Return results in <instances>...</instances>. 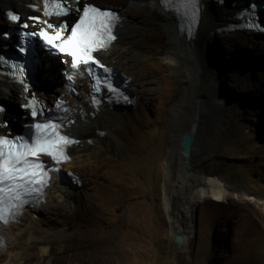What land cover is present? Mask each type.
<instances>
[{"label":"bare ground","instance_id":"obj_1","mask_svg":"<svg viewBox=\"0 0 264 264\" xmlns=\"http://www.w3.org/2000/svg\"><path fill=\"white\" fill-rule=\"evenodd\" d=\"M143 1L145 0H125L120 6L124 9L121 11L124 16L130 15L135 11V7L139 6L141 9L139 10L141 12L140 16L145 21L144 31L139 35L135 34L133 24L126 19H122L120 26L116 30L117 41H115L111 49L101 52L97 56L105 66L113 67L116 72L122 73L123 83L119 88L115 89L116 94L105 92L99 98H95L94 101L89 95L85 83L81 81L82 86L79 89V96L69 99L68 105H70V108L65 116L66 121H71L68 127V134L80 140V143L71 148V162L60 166L59 173L55 176L54 184L50 189L46 190V199L43 200L41 205L29 210L20 221L14 223L5 231L8 237L7 249L5 253L0 252V259L2 256L7 258L4 264H46V260L54 250L53 246L59 241H53L48 232L45 236H40L39 232L34 228L32 233L26 235L28 240L19 245V243L11 240L12 237H10L9 233L15 228H19L25 220L33 226L38 224L49 226L51 220L43 222L42 217L45 212L47 214L45 208L49 206L48 203L51 201V199L49 200L51 192L54 191L58 199L63 198V195H69L70 199L75 203L72 217L83 216V200L80 186L82 187L85 184V179L80 173L77 174L70 170L73 181L65 177L66 174L63 170L64 168L70 169L73 167L77 152L87 153L85 154L87 159L86 157L82 159V163L85 166L96 164L98 161H102L104 156L119 152L117 145L120 143L117 144V134L131 125L132 121L128 115V109L133 106V98L138 95V93L132 92L133 89L131 90V87L137 84L147 86L153 82L150 79L154 75L148 66L154 61L158 52L157 43L164 39L166 40L167 48L164 56L161 57V64L164 68L166 66L172 69L170 78L172 96L174 99L175 97L182 98L184 93L188 92L191 104L189 111H191L192 119L193 117L195 118L192 120L188 130L195 139L191 148V155L189 158L181 157L179 179L176 183L177 192L180 193L178 197L179 204H188V210L184 214L187 219L186 223L183 226H172L173 235L181 234L184 237L183 245H177V248L184 249L190 243L193 228L192 216L196 206L207 204L209 201L216 202L220 200L221 202V198H225L228 192L241 194L236 199L237 201L233 202L234 205H238L240 208H252L251 211L254 214V218L260 224V228L264 233V142L260 140V134L264 128V124H262L264 102H262L263 105L260 103L259 108H249L238 103H227L217 92L218 70L214 68L210 58V49L216 40L222 43V46L228 52H235V50L242 47L255 48L256 41H263L259 54L264 61V37L246 32L232 33L223 31L224 27L236 23L235 17L242 10V8L236 6V0H230L224 5H218L214 0H201L199 4L200 20L194 24L189 22V25L194 27V30L189 32L182 24L179 12L168 9L162 0H148L145 4H143ZM30 2V0H0V25L19 29V25H12L6 20L5 12L16 6L19 9H23L21 10L23 17L35 16L29 14L27 7ZM91 3L93 4L94 2ZM104 5H106L103 6L104 8L109 7L107 4ZM155 15L163 20L164 25L157 21ZM0 30L1 51L6 44L1 41V36L5 33H3L4 29ZM121 58L125 59L124 61L126 62L121 61ZM113 60L120 61L117 64ZM40 62L42 63L41 70H38L37 76L40 72L48 74L54 80V85L56 86L53 92H57V86H59L61 80L60 74L57 73L56 75L58 76H56L54 70L57 68V72H59V68L63 67L60 65V58L45 54L40 56ZM125 64L136 67L138 69L137 73L132 74V76H128L125 71L120 73L121 67ZM262 66L264 67V62ZM263 67L257 71L240 68L235 70L232 78L237 84L236 87L242 91L263 88L264 71H261ZM129 78H132V81L130 79L131 83H126V79ZM184 82L186 85H184ZM45 86V81H42L38 89V95L45 100H51L49 98L50 92L44 97L43 91H47L44 89ZM143 90L145 89L143 88ZM147 91L145 90L146 95L147 93L151 95L154 93V89ZM61 93H64V91ZM0 98L6 100L10 105V109H7L5 114H0V123L7 119L10 110H12L10 115H13L11 120L14 121L15 118H18L15 119L17 124H13L12 127L10 126L7 129L0 128V136H6L7 131L13 130L16 126H22L26 123V120L23 119L24 113L19 111L22 104L19 88L11 84L8 78L2 76H0ZM145 98L148 99V97ZM97 101H101V103L97 104ZM188 108V106L183 107L179 104L174 110H176V114H179L183 109L188 110ZM81 109L84 111L82 112ZM212 113H215V115L211 116ZM209 116L215 118L217 122L214 121L220 127L218 133L216 132L217 138L211 142V151L203 154L206 149L205 146L200 145L199 138L201 137L199 136L202 134L201 132L205 128ZM167 120L168 117L166 118ZM237 131H239V134ZM218 140L221 143L219 151L217 150ZM233 154L244 155L242 157L245 158V162H232L226 165L225 155ZM188 164L192 168L191 172L193 173L191 175L183 171ZM94 174V177L99 179L103 177L97 173ZM186 178L190 180V183L187 182ZM168 180L171 182L170 179ZM191 185H193L194 189L191 188ZM78 186L80 191L77 189ZM50 206H52L50 210H55L57 214L60 213L61 207L58 204H51ZM179 212L183 214L184 211L180 209ZM240 220L242 221L241 218ZM68 229L69 227L65 228V232ZM75 240V238L69 237L59 242L63 244L60 253L64 260H77L81 264H114V258L106 255L112 252H120L124 255V258L119 256V263L128 264L129 260L126 258L135 253V246L128 245L126 242L112 244L116 248L109 250L107 245V248L95 247L91 249V244L88 245L85 242L76 244L74 243ZM38 249L39 253L36 251ZM86 258H89L87 262H85ZM58 262L59 259L58 261L56 260V263ZM48 264L54 263L51 261ZM248 264H264V238L260 246L250 254Z\"/></svg>","mask_w":264,"mask_h":264},{"label":"rangeland","instance_id":"obj_2","mask_svg":"<svg viewBox=\"0 0 264 264\" xmlns=\"http://www.w3.org/2000/svg\"><path fill=\"white\" fill-rule=\"evenodd\" d=\"M89 1L99 7L107 4L109 7L116 8L122 19L133 24L135 34L139 35L144 31L145 21L140 16L139 6L135 7L133 13L124 16L121 13L124 9L120 5L125 0ZM143 2L145 4L148 0ZM11 10L23 17L21 12L23 9L13 6ZM29 14L38 13L29 11ZM156 19L164 25L161 18L156 16ZM2 28L5 30L7 27L0 25V29ZM262 42L256 41L255 48L242 47L235 52H228L217 40L211 46L210 58L214 68L218 70L217 92L227 103L243 104L249 108H259L260 103L263 105L264 87L258 90L242 91L236 87L237 84L232 78L233 72L239 68L253 71L262 69L264 61L259 54L260 47L263 46ZM156 47L158 52L154 61L148 66L154 75L150 79L153 81L152 84L130 86L131 90L133 89L132 92L138 95L133 98V106L128 109L131 125L119 132V135L117 134V144L120 143L117 145L119 152L106 155L102 161L91 166H85L82 163L87 153L77 152L73 167L63 170L65 177L71 180L73 179L70 170L80 173L85 179V184L82 187L79 185L83 200V216L72 217L75 204L73 200L69 195H63V198L58 199L53 191L49 198L52 202L48 200L49 206L45 208L47 214L45 212L42 217L43 222L51 220L49 226H41L42 224L33 226L25 220L19 228L9 233L11 240L21 245L28 240L26 235L32 233L35 228L40 236H45L48 232L53 241L60 242L64 238L73 237L76 239L74 243L91 244V249L109 246L110 250L116 248L112 244L126 242L128 245L135 246V253L126 258L129 260L128 264H248L250 254L260 246L264 233L254 218L252 208L246 206V208H240L234 205L233 202L241 196L239 193L228 192L225 198H221V202L220 200L209 201L207 204L197 205L192 216L193 228L189 245L184 249H178L173 240L172 226H183L187 221L184 214L188 210V204H179L180 193L177 192L176 186L182 157L180 142L195 118L192 119L191 111H189L191 104L188 92H185L182 98L174 99L172 96L170 85L172 69L166 66L164 68L161 64V57L164 56L167 48L166 40L159 41ZM257 59L260 60L257 61ZM124 60L121 58V61L126 62ZM113 61L118 64L120 60ZM124 66L121 67L120 73L125 71L128 76L137 73L138 69L133 65L125 64ZM57 71L56 68L55 75ZM261 71H264V67ZM40 73L44 77L43 80L42 78L40 80ZM40 73L37 80L41 83L45 81V87L52 90L54 80L48 74ZM130 79L132 81V78L126 79V83H131ZM184 85H186L185 82ZM143 88L146 91L154 89V93L146 95ZM1 101L5 102L10 109L6 100L0 98ZM179 104L183 107L188 106V110L183 109L181 113L176 114L174 108L176 109ZM15 107L17 109L16 105ZM81 111L84 110L81 109ZM11 113L12 110L4 121L17 124L15 119L18 118L12 121ZM211 116L207 118L206 126L199 136L201 137L200 145L205 146L206 149L203 154L211 151V142L217 138L216 132L218 133L220 127L216 119ZM237 132L239 134V131ZM260 140L264 142V128L260 134ZM220 146L221 143L218 140V151ZM242 156L244 155H225L226 165L232 162L244 163L245 158ZM172 165L174 166L171 167ZM185 168H190L188 173ZM185 168L184 173L188 175L193 173L189 164ZM94 173L103 177L100 179L94 177ZM186 180L190 183V180L187 178ZM79 186L77 189L80 191ZM191 188L194 189L193 185ZM51 204H58L61 207L59 214L55 210H50ZM180 209L184 211L183 214L179 212ZM67 227L69 229L65 232ZM59 242L53 246L54 250L45 263L52 261L54 264H81L77 260H64L60 253L63 244ZM36 251L39 253V249ZM119 253L112 252L106 256L114 258V264H120L119 256L124 258V255ZM6 259V256H2L0 264H4ZM58 259L59 262L56 263ZM88 259L86 258L85 262Z\"/></svg>","mask_w":264,"mask_h":264},{"label":"snow or ice","instance_id":"obj_3","mask_svg":"<svg viewBox=\"0 0 264 264\" xmlns=\"http://www.w3.org/2000/svg\"><path fill=\"white\" fill-rule=\"evenodd\" d=\"M187 3L191 5L194 13L198 11L199 0H187ZM44 7L45 17L59 18L76 11L78 19L72 25L66 21L57 25L40 21L48 30H42L38 35L49 46L73 58V66L77 72L82 66L99 64L93 53L107 49L116 39L114 29L120 20L117 12L92 4H83L73 9L65 3V0H44ZM9 18L13 21L19 20V16L12 13H9ZM31 19L36 21L40 18ZM65 30L70 34L64 35ZM27 35L37 34L27 33ZM110 90L115 91L111 88ZM30 115L36 118L37 112L33 110ZM25 127L31 130L27 137L0 136V219L5 223H9L20 214L28 198L34 196L38 198L42 194L49 177L39 157L46 155L56 163L66 162L69 159L66 148L75 142L63 133L61 125L51 120L33 122Z\"/></svg>","mask_w":264,"mask_h":264},{"label":"clouds","instance_id":"obj_4","mask_svg":"<svg viewBox=\"0 0 264 264\" xmlns=\"http://www.w3.org/2000/svg\"><path fill=\"white\" fill-rule=\"evenodd\" d=\"M29 10V9H28ZM9 11H13V10H9ZM29 11H31V10H29ZM13 12H15V11H13ZM32 12V11H31ZM7 13V11L5 12V14ZM16 14H19V13H17V12H15ZM20 16H21V19H20V21H19V23H13V22H9L8 21V19H7V15H6V20L10 23V24H12V25H19V29H17V28H12V27H8L7 29H6V31H4L5 33L4 34H10L11 32H16V34H14L13 36H12V41L15 43L18 39H17V32H20V31H22V33H25V29L26 28H24V25L25 24H27V25H29L28 27H30L31 26V20L29 19L30 17H33V16H28L27 18H24L23 19V17H22V15L21 14H19ZM69 18V17H68ZM64 19V21H66L67 23L69 22L68 20L69 19ZM3 34V35H4ZM3 35L1 36V41L3 42V43H5L6 44V42H4L3 41ZM11 43L10 42H7V44L5 45V46H7V45H10ZM3 53V47H2V50L0 51V55ZM61 65V64H60ZM62 66V65H61ZM12 84V83H11ZM14 85V84H13ZM16 86V85H15ZM44 89H46L47 91L46 92H43V93H46V95H44V96H47V94L49 93V92H51V89L49 90V88L48 87H44ZM1 106H3V105H1ZM21 106V105H20ZM5 107V106H4ZM6 108V107H5ZM7 109V108H6ZM19 111L20 112H22V113H24V111L21 109V108H19ZM25 114L26 113H24V115H23V119L24 120H26V123H27V121H28V119H25L24 117H25ZM4 122H7V121H4ZM25 123V124H26ZM25 124H23L22 126H16V127H14V129L13 130H9V132H10V134H9V137L10 138H14L15 136H17L18 134L16 133V129L17 128H21V130H22V134H23V128H24V125ZM9 125L10 126H12L13 124L11 123V122H9ZM9 126V127H10ZM8 132V131H7ZM21 134V135H22ZM21 135H18V136H21ZM70 155H71V153H70ZM72 158V157H71ZM72 160V159H71ZM69 164V163H68ZM59 173V172H58ZM58 173H56V174H54L53 175V179H52V184H51V186L54 184V179H55V176L58 174ZM50 186V187H51ZM50 187H49V189H50Z\"/></svg>","mask_w":264,"mask_h":264},{"label":"water","instance_id":"obj_5","mask_svg":"<svg viewBox=\"0 0 264 264\" xmlns=\"http://www.w3.org/2000/svg\"><path fill=\"white\" fill-rule=\"evenodd\" d=\"M4 31H6V30H4ZM0 105H3V106H5L8 109V105L5 102L1 101ZM16 133L18 135H21L22 134L21 128H17L16 129ZM194 141H195L194 136L191 133H189V132L185 133L182 136L181 142H180V147H181V154L185 158H189L190 157L191 148H192V146L194 144ZM186 171L189 172V169L187 168ZM173 240L176 243V245H179V246L183 245V243H184V237L181 234L173 235Z\"/></svg>","mask_w":264,"mask_h":264},{"label":"flooded vegetation","instance_id":"obj_6","mask_svg":"<svg viewBox=\"0 0 264 264\" xmlns=\"http://www.w3.org/2000/svg\"><path fill=\"white\" fill-rule=\"evenodd\" d=\"M6 251H4V253H5Z\"/></svg>","mask_w":264,"mask_h":264},{"label":"trees","instance_id":"obj_7","mask_svg":"<svg viewBox=\"0 0 264 264\" xmlns=\"http://www.w3.org/2000/svg\"><path fill=\"white\" fill-rule=\"evenodd\" d=\"M261 63V62H260Z\"/></svg>","mask_w":264,"mask_h":264}]
</instances>
